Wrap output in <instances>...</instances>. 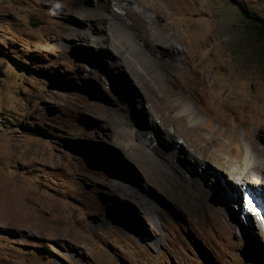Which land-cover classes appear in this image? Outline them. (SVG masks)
<instances>
[{"label": "rangeland", "instance_id": "obj_1", "mask_svg": "<svg viewBox=\"0 0 264 264\" xmlns=\"http://www.w3.org/2000/svg\"><path fill=\"white\" fill-rule=\"evenodd\" d=\"M75 3L0 0V264H264V185L248 181L251 198L226 173L236 160L209 147L213 132L240 139L255 122L264 148V63L251 52L262 42L242 15L264 18V0H117L123 27L145 21L150 56L185 60V80L176 69L151 83L117 57L106 20L98 40L71 31L92 21ZM186 80L195 101L178 92ZM179 101L193 124L167 111ZM187 125L208 144L183 137ZM186 144L222 169L190 161Z\"/></svg>", "mask_w": 264, "mask_h": 264}, {"label": "bare ground", "instance_id": "obj_2", "mask_svg": "<svg viewBox=\"0 0 264 264\" xmlns=\"http://www.w3.org/2000/svg\"><path fill=\"white\" fill-rule=\"evenodd\" d=\"M76 1H77V3H75L74 6H75V10H76L77 14L84 16L85 18L92 19V21H90V23H88L87 26H84V27L80 26V29L72 28V30H71L72 32H74V33L81 32L80 33L81 36L91 37V33L93 31L92 29L95 28L97 23H100L101 21L106 20V22H108V24H110V28H111L112 34H113L109 40L112 48L117 52V57L120 58L121 61H127V62H131L133 64V66H134V70H133L134 72L133 73L134 74H138L144 80H147L148 82L151 83V81H153L154 79L162 78L161 76L163 73H167V72L170 73V72L175 71L176 69H179L181 76L185 80L186 70H183L184 68L180 69L181 67L179 68V65L183 64L185 62V60L180 59V58H177V59L175 58L176 60L171 59L173 61V63L176 62L177 60H179V63L174 65L171 62H169L170 59H168L166 56L161 55L160 53L154 57L150 56L149 53L142 47V44H144L145 42L149 43L146 41L148 39V36L144 35V31H143V28L146 26L145 21H144V23H143V21H139V20H136L134 22V25L138 27V30H131V29H127V28L123 27V25L121 24L122 22L120 21V15L122 14V11H121V7L116 3L117 0H111L110 11H107V5L105 3L99 2L97 0H93V7H90L88 4L83 3V5H84L83 8H80V6H79L80 4H82L83 1L82 0H76ZM154 1H156V0H154ZM65 3H67V2H65ZM135 7L136 6L134 4L131 5L132 9H134ZM134 10H136V9H134ZM148 26H150V25H148ZM150 28H152V27H150ZM144 30H146V29H144ZM157 30H158V27H157ZM148 32L154 34L151 31H148ZM98 36H99V34H97V36H96V34L95 35L93 34L91 38H95ZM95 39H97V38H95ZM101 46H103V45H101ZM168 46H171V45H168ZM168 49H169V51H167L166 53H169L170 51H171V53L176 51L177 54L183 52V49H181V51L179 52V49L177 47L176 48L175 47H169ZM164 57H166V58H164ZM132 69L133 68H131V70ZM136 78H138V77H136ZM169 80L175 82L174 76L173 75L169 76ZM189 80H191V78ZM185 82L188 84V89H186L184 87H178V92L181 95L187 96L190 99H192L193 101H195L196 89H193V84H190L187 80ZM257 102L259 105H258L257 110H256L257 114H256V116H254V118H256V123L260 122L261 126L264 128V107H263L264 100L262 98H257ZM219 104H220L218 106L219 110H221L223 112H226L228 110V105L226 102H224V103L221 102ZM177 108H178V112H177V114L174 115L173 119L175 121H178V122H186V123L188 122L190 124H193L192 113H191L192 111L191 110L189 111V108L187 107V105L183 104V102L181 103L179 101L177 103L170 104L169 106H167V111L171 112ZM170 116L172 117V115H170ZM158 117H159V115H157V114L154 115V117L152 118V123L150 125L154 129L155 125L157 123H159L160 126L164 129L165 126H163L161 124L162 123L161 120L158 121L159 120ZM253 124H255V122H252V124H248V125H250V127H247L248 132L246 134H243V137L240 139H239V134H238V131L236 128H234L228 132L227 131L223 132L222 130L217 131L216 133L213 132L210 137L213 138L214 142H213L212 146H209V145L208 146L210 147V150L212 152H214L218 157H222L220 155H226L229 158V160L235 159L236 160L235 164L227 163V165H226V168H227L226 173H227L228 177L231 179V181L234 182V184H238L244 189H249L250 194H251V198H253V197L254 198H260L261 195L256 194L255 190L251 189V187H249V185L247 184V182L248 181L251 182V179L253 178L252 183L256 184V186H263L264 185V148H262L263 146H260L259 138L257 137L259 135L257 132H255ZM195 126H193V125L188 126L187 125V127H185L184 129L180 128L181 135L185 138L192 137L193 139H196L198 141H201V142L208 144L206 142L207 137L203 136V135L201 136L197 131V127H195ZM156 129H155L156 131H160V129H159V127H157V125H156ZM181 140L183 141V139H181ZM260 140H262V143H264L263 137ZM235 142L239 143L238 149L233 148V143H235ZM257 143L259 144V148L257 146ZM186 146L189 148V152L186 155V158H188L190 161H191V159L194 160L195 162H198L202 159L210 160V161H212V163L215 166L222 169L217 163H215L213 161L216 158L210 152H207L208 154H203L199 149L195 148L194 146H190L187 144H186ZM180 148H182V150H183V147L180 146ZM141 153L146 155V156L149 155L145 151H141ZM210 156H212V158ZM190 161H188V163ZM180 162L182 163V161H180ZM203 162H205V161L202 160V163ZM158 170L160 171L161 174L162 173L164 175L170 174V173H168L167 170H164L161 167H159ZM176 170L178 171V173L176 174L174 172V174L178 175L180 178L184 179V174H182V173L183 172L186 173L185 167L184 166L183 167L176 166ZM194 179H196V178L194 177ZM245 198H246V196H245ZM262 200H264V199L262 198ZM246 206H247V204H246Z\"/></svg>", "mask_w": 264, "mask_h": 264}, {"label": "trees", "instance_id": "obj_3", "mask_svg": "<svg viewBox=\"0 0 264 264\" xmlns=\"http://www.w3.org/2000/svg\"><path fill=\"white\" fill-rule=\"evenodd\" d=\"M242 15L250 22L247 32L249 38L253 40L254 37L262 42L261 48L251 51L252 55L255 59H258L259 62L264 63V18L254 13H247L245 10H242Z\"/></svg>", "mask_w": 264, "mask_h": 264}]
</instances>
